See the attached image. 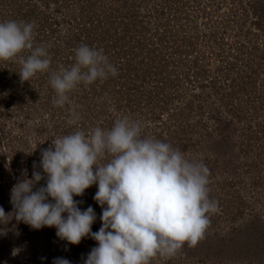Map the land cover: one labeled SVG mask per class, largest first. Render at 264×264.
<instances>
[{"label":"rangeland","instance_id":"obj_1","mask_svg":"<svg viewBox=\"0 0 264 264\" xmlns=\"http://www.w3.org/2000/svg\"><path fill=\"white\" fill-rule=\"evenodd\" d=\"M8 20L34 22V46H52L49 72L29 81H21L16 61H0L6 214L13 211L11 188L41 171V150L52 140L109 129L128 115L143 123L144 135L209 168V198L219 207L196 246L185 243L150 264H264V0H0V22ZM81 44L103 49L118 74L79 85L68 103L54 106L50 72L70 67ZM73 105L81 118L68 125ZM96 191L94 184L74 196L82 211L93 208V233L101 227ZM96 244L85 237L71 245L54 227L32 229L14 217L0 224V264L58 257L84 264Z\"/></svg>","mask_w":264,"mask_h":264},{"label":"clouds","instance_id":"obj_2","mask_svg":"<svg viewBox=\"0 0 264 264\" xmlns=\"http://www.w3.org/2000/svg\"><path fill=\"white\" fill-rule=\"evenodd\" d=\"M34 27V22H0V61H16L22 82L50 69L52 45L34 46ZM25 51L27 56L22 55ZM117 74L103 49L81 44L74 49L70 67L50 72L52 103L63 107L79 85ZM77 107L70 109L68 125L78 124ZM143 132L141 121L122 115L109 129H77L55 138L41 150V171L11 188L13 211L6 214L0 207V224L14 217L32 229L54 227L56 236L71 245L90 237L97 244L84 264H150L157 256H175L185 243L196 246L210 226L209 214L219 211L218 201L209 198L210 170ZM102 160L107 162L99 163ZM41 179L45 184L35 188ZM94 184L93 199L102 208L101 227L95 233L93 208L82 211V201L74 200ZM52 264L71 262L58 257Z\"/></svg>","mask_w":264,"mask_h":264}]
</instances>
